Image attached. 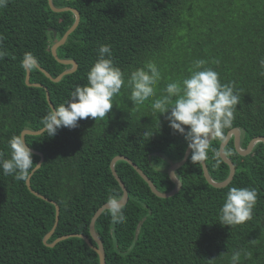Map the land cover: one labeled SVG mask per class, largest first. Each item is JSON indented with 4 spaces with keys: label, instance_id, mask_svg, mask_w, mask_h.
Listing matches in <instances>:
<instances>
[{
    "label": "trees",
    "instance_id": "obj_1",
    "mask_svg": "<svg viewBox=\"0 0 264 264\" xmlns=\"http://www.w3.org/2000/svg\"><path fill=\"white\" fill-rule=\"evenodd\" d=\"M53 3L80 13L77 29L57 50L60 59L74 60L78 67L59 82L38 67L31 69L30 83L43 87L26 84L24 54L31 52L53 78L70 69L55 59L51 48L75 23L74 13H56L48 0H8L7 7L0 8V35L7 52L0 60V151L6 157L13 135L43 129L42 117L51 109L47 91L56 107L76 86L87 83L100 45L111 46L113 62L126 79L136 68L155 62L162 76L157 96L167 82L187 77L194 62L204 60L219 73L221 83L234 82L240 94L233 127L225 130L223 141L235 128L241 130L243 149L254 138L264 137V75L259 65L264 58V0ZM151 99L135 106L130 89L122 87L105 119L80 120L75 129L61 128L54 137L46 132L25 136L31 149L44 157L31 187L59 206V222L45 244L56 222L55 206L34 195L26 182L0 170V264H100L98 254L81 238L49 245L63 236L85 235L97 246L90 234L95 213L109 194L118 190L123 195L111 171L117 156L136 164L160 192L174 189L168 170L184 158L187 144L165 116L158 121ZM221 144L219 138L210 141L211 148L220 150ZM224 152H230L227 157L236 167L227 187H212L202 164L193 165L189 157L176 172L182 188L170 198L157 197L129 163L117 162L115 169L129 199L125 223L113 225L107 210L96 221L106 264H229L232 253L240 249L249 253L242 252L240 264H264V143L242 156L232 137ZM208 157L212 179L226 180L229 166L222 158L216 166L212 151ZM39 161L40 156L33 154V162ZM231 187H255L258 200L252 219L230 228L220 224L219 209Z\"/></svg>",
    "mask_w": 264,
    "mask_h": 264
},
{
    "label": "clouds",
    "instance_id": "obj_2",
    "mask_svg": "<svg viewBox=\"0 0 264 264\" xmlns=\"http://www.w3.org/2000/svg\"><path fill=\"white\" fill-rule=\"evenodd\" d=\"M7 4L8 0H0V8L7 7ZM3 39L0 35V60L7 55L3 50ZM97 51L98 57L87 73V83L76 86L69 99L52 107L42 117L43 131L48 137H54L61 128L75 129L78 121L86 118L95 121L105 119L113 108L114 96L120 93L122 87H127L135 106L152 98L153 114L159 113L158 121L160 116H165L173 132L184 137L193 165L207 161L209 151L213 153L216 166H219L222 156L230 155V152L222 153L211 148L210 139L219 138L223 143L225 130L233 127L237 105L240 104V94L234 82L221 83L217 71L206 67L204 60H197L190 75L167 82L162 94L157 96V85L162 76L155 62L148 61L144 67L136 68L126 79L125 72L113 62L110 45H100ZM259 65L261 75H264V58L260 59ZM37 66V58L26 52L22 67L31 70ZM8 149V157L0 151V170L4 175H13L18 181H28L41 165L33 162L31 147L24 136L13 135L8 140ZM171 178L180 181L175 172L171 173ZM257 200L258 190L255 187L229 188L219 209L220 224L231 228L251 220ZM124 207V197L118 190L107 196L106 209L113 225L126 222ZM242 252L245 256L249 255L242 249L236 250L229 264H240Z\"/></svg>",
    "mask_w": 264,
    "mask_h": 264
},
{
    "label": "water",
    "instance_id": "obj_3",
    "mask_svg": "<svg viewBox=\"0 0 264 264\" xmlns=\"http://www.w3.org/2000/svg\"><path fill=\"white\" fill-rule=\"evenodd\" d=\"M48 3H49V6L51 8L52 11L56 12V13H61V12H72L74 13L75 17H76V20H75V23L73 24V26L64 34V36L58 40L51 48V51H52V54L53 56L55 57V59L61 63V64H64V65H70L71 68L70 69H67L66 71H64L62 74H60L57 78H53L47 71H45L43 68H41L39 65L37 66L39 68L40 71H42L49 79H51V81L53 82H59L61 81V79L65 76V75H68V74H71V73H74L78 67V64L74 61V60H68V59H60L58 57V54H57V50L58 48H60L61 46L65 45L69 36L77 29L79 23H80V13L73 9V8H69V7H65V8H58L54 5L53 3V0H48ZM50 31H52L54 33V38L57 37V34L54 30L50 29ZM30 77H31V72L30 70H27V76H26V84L28 86H34V87H43L41 84H31L30 83ZM47 100H48V103L49 105L51 106V108L53 107L52 106V103H51V100H50V94L48 93L47 91ZM42 133H44L43 129L41 130H38V131H31V130H24L22 132V135L25 136L26 135H41ZM232 137H234V144H235V148L236 150L238 151V153L242 156H247L249 154H251L255 148V146L259 143V142H262L264 143V137H257V138H254L250 144L248 145V148L246 150H243L241 148V145H240V141H241V130L238 129V128H235L233 130H231L225 140L223 141V143L221 144V147H220V151L223 153L224 150H225V147L227 146V144L229 143V141L232 139ZM213 138L210 139V141L212 140ZM32 150V149H31ZM32 153L33 154H36V155H39L40 156V161L38 162V164L42 165L43 161H44V157L41 153L35 151V150H32ZM152 155H156V153H153ZM152 155H150V159L152 157ZM190 157V150L187 149L186 153H185V156L184 158L173 164L169 170H168V174L171 178V173L172 172H175L182 166H184L186 164V162L188 161ZM126 161L127 163H129L138 173L139 175L147 182V184L149 185L150 189L152 190V192L157 196V197H160V198H170V197H173L174 195H176L182 188V184L181 182L179 183L178 181L174 180L171 178L172 182L175 184V187L172 191L170 192H166V193H163V192H160L156 186L154 185V183L151 181V179L136 165L134 164L130 159L124 157V156H117L115 157L112 162H111V171L114 175V177L116 178V180L119 182L122 190H123V197H124V205L127 204L128 202V199H129V196H128V191H127V188L125 186V184L122 182V180L120 179V177L118 176L117 172H116V169H115V165L117 162L119 161ZM222 160L229 166L230 168V173H229V176L226 180L222 181V182H217L215 180L212 179V177L210 176V173L208 171V168H207V165H206V162H203L202 163V166H203V172H204V175H205V178L207 180V182L212 186V187H215V188H225L227 187L234 179V176H235V173H236V167L235 165L233 164V162L227 157V156H222ZM32 177V176H31ZM31 177L29 178L28 181H26V184H27V187L29 188V190L34 194L36 195L37 197L45 200V201H48L50 203H52L55 208H56V222H55V225L54 227L52 228L51 232L45 237L44 239V243L47 244V241L50 239V237L54 234L56 228H57V225H58V222H59V215H60V208L59 206L47 199L46 197L42 196L41 194L35 192L32 187H31ZM179 180V179H178ZM106 204L103 205L94 215L92 221H91V224H90V234H91V237L92 239L96 242L97 246H94L92 241L85 235H70V236H63L61 238H58L56 241H54V243L50 244L49 246L50 247H54L57 243L63 241V240H67L69 238H72V237H78V238H81L83 239L87 245L93 249L99 256V261H100V264H106V255H105V250H104V246H103V243L101 242L100 238L98 237L97 233H96V230H95V224H96V221L98 220V218L102 215V213L104 211H106ZM135 243H136V240L133 242V245L131 247V249L124 253L125 254H128L132 249L133 247L135 246ZM48 245V244H47ZM114 247L115 249H117V239L116 237L114 238Z\"/></svg>",
    "mask_w": 264,
    "mask_h": 264
}]
</instances>
